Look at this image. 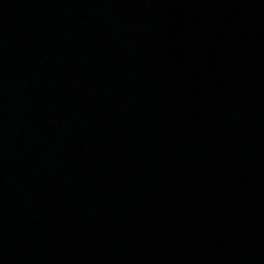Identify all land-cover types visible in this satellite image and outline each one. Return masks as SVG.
Segmentation results:
<instances>
[{
	"label": "water",
	"instance_id": "water-1",
	"mask_svg": "<svg viewBox=\"0 0 264 264\" xmlns=\"http://www.w3.org/2000/svg\"><path fill=\"white\" fill-rule=\"evenodd\" d=\"M0 264H264V0H0Z\"/></svg>",
	"mask_w": 264,
	"mask_h": 264
}]
</instances>
